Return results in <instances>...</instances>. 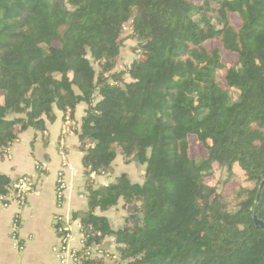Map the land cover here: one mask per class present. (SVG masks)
Segmentation results:
<instances>
[{
    "label": "trees",
    "instance_id": "1",
    "mask_svg": "<svg viewBox=\"0 0 264 264\" xmlns=\"http://www.w3.org/2000/svg\"><path fill=\"white\" fill-rule=\"evenodd\" d=\"M127 29L138 56L117 71ZM80 104L85 250L113 237L125 264H264V0H0V161ZM118 157L145 183L95 188ZM22 178L0 172L4 203ZM121 204L139 219L115 230L97 212Z\"/></svg>",
    "mask_w": 264,
    "mask_h": 264
},
{
    "label": "crops",
    "instance_id": "2",
    "mask_svg": "<svg viewBox=\"0 0 264 264\" xmlns=\"http://www.w3.org/2000/svg\"><path fill=\"white\" fill-rule=\"evenodd\" d=\"M86 109L85 104H80L74 119L56 111V121L48 125L46 133L29 129L10 148L5 160L0 161L2 174L14 180L24 176L33 182L23 205L9 201V206L4 207L6 203L0 198V264H61L53 252L61 238L59 228L66 227L78 240L80 220L87 212L86 170L79 149V133ZM61 171H64L67 190L64 203L59 207L55 195ZM115 212L113 208L105 214H97L106 216L115 229L120 228L113 222ZM16 220L23 250L15 249L11 238ZM105 246L104 264L121 263L115 255L114 239H107Z\"/></svg>",
    "mask_w": 264,
    "mask_h": 264
},
{
    "label": "rangeland",
    "instance_id": "3",
    "mask_svg": "<svg viewBox=\"0 0 264 264\" xmlns=\"http://www.w3.org/2000/svg\"><path fill=\"white\" fill-rule=\"evenodd\" d=\"M129 36H130V30L127 29L123 37L126 40L124 41V45L121 50V60L117 68V71H123L124 69L130 67L133 61L137 59L138 51H135V48L137 47V42L131 40ZM113 170L114 171L112 172V174H107L105 176H96L95 174H92L91 180L93 181L92 183L94 187L97 188L100 185L115 183L118 177L123 176L125 174L126 177H128V179L132 183L143 184L147 180L146 175H144L145 168L143 166H140L136 163L127 164L124 161V159H122L121 157H119V159L114 163ZM218 178H220L221 181L224 182L225 180L229 179V175L225 172H222L219 174ZM230 180L236 182L237 185H240L244 188L254 186L253 184H250L249 182L246 181L244 173L239 168L234 169V174ZM115 208L118 213L115 212L114 215L115 217L113 222L117 223L118 224L117 226H120V228H124L125 220L127 218H130L131 215H138V214H131L130 212H128L127 208L124 207L123 204ZM120 228H115V230ZM110 238L114 239L113 237Z\"/></svg>",
    "mask_w": 264,
    "mask_h": 264
},
{
    "label": "built area",
    "instance_id": "4",
    "mask_svg": "<svg viewBox=\"0 0 264 264\" xmlns=\"http://www.w3.org/2000/svg\"><path fill=\"white\" fill-rule=\"evenodd\" d=\"M33 182L29 178H22L19 180L18 184L15 185L17 190V196L10 199V202H17L19 205H23L26 200V194L31 190ZM67 190V183L65 180L64 171L58 174L57 184H56V203L57 206L61 207L64 203L65 193ZM9 204H4V207H8ZM19 222L14 221L11 228V238L13 240V245L15 249L23 250V244L19 241L18 237ZM61 238L58 245L53 249V252L61 264H82V260L86 257L95 256V252L91 249L85 250V238L80 229V236L76 241L72 233L66 229V227H60L58 230ZM77 242V243H75ZM77 244V246L75 245ZM117 257L114 256V259Z\"/></svg>",
    "mask_w": 264,
    "mask_h": 264
},
{
    "label": "water",
    "instance_id": "5",
    "mask_svg": "<svg viewBox=\"0 0 264 264\" xmlns=\"http://www.w3.org/2000/svg\"><path fill=\"white\" fill-rule=\"evenodd\" d=\"M112 172H113V170H112ZM263 190H264V180L261 182L260 187H259V194H258L257 199H256V207H255V211H254V222H255L256 226L264 230V222L259 219V209L261 206V198H262ZM130 211H131V208H128V212H130ZM130 218L132 220H138L139 219L138 215H131ZM106 248H107V246H105V244H104V246L96 249L95 252L96 253L102 252ZM119 264H124V263L121 262Z\"/></svg>",
    "mask_w": 264,
    "mask_h": 264
}]
</instances>
